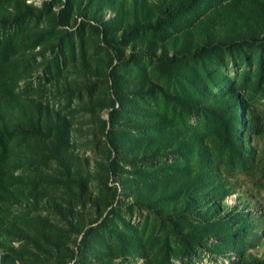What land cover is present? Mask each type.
Returning <instances> with one entry per match:
<instances>
[{
	"label": "rangeland",
	"instance_id": "rangeland-1",
	"mask_svg": "<svg viewBox=\"0 0 264 264\" xmlns=\"http://www.w3.org/2000/svg\"><path fill=\"white\" fill-rule=\"evenodd\" d=\"M188 1L0 0V264H264V0Z\"/></svg>",
	"mask_w": 264,
	"mask_h": 264
},
{
	"label": "trees",
	"instance_id": "trees-1",
	"mask_svg": "<svg viewBox=\"0 0 264 264\" xmlns=\"http://www.w3.org/2000/svg\"><path fill=\"white\" fill-rule=\"evenodd\" d=\"M194 0H189L186 4L180 5H167L164 10V18H162L159 22H162L165 25H169L173 18L174 14L178 11H182L188 9L193 4ZM158 22V21H157ZM242 43L245 44H261L264 43V34L261 36H251L241 40ZM221 45V44H220Z\"/></svg>",
	"mask_w": 264,
	"mask_h": 264
}]
</instances>
